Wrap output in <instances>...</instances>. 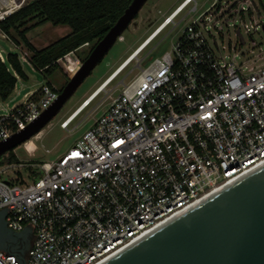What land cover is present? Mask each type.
<instances>
[{"label": "built area", "instance_id": "2783aa9c", "mask_svg": "<svg viewBox=\"0 0 264 264\" xmlns=\"http://www.w3.org/2000/svg\"><path fill=\"white\" fill-rule=\"evenodd\" d=\"M257 1L213 0L186 23L169 52L120 84L90 128L55 160L0 166L5 225L13 233L31 231L28 250L20 253L21 239L7 241L15 254L0 251V264H102L264 164V62L255 67L252 58L244 64L224 61V47L208 31L214 19L238 16L234 32L244 44L243 30L264 29V4ZM188 7L187 16L198 5L183 0L100 87L169 26L174 30ZM0 39L9 38L0 30ZM19 59L33 69L26 52ZM33 94L0 116V142L25 129L59 95L47 85L38 101ZM87 103L60 128L67 130ZM24 150L35 152L25 144Z\"/></svg>", "mask_w": 264, "mask_h": 264}, {"label": "rangeland", "instance_id": "374dc122", "mask_svg": "<svg viewBox=\"0 0 264 264\" xmlns=\"http://www.w3.org/2000/svg\"><path fill=\"white\" fill-rule=\"evenodd\" d=\"M32 0H26L15 11L8 13L0 7V17H7L18 11L25 3ZM183 0H147L130 25L123 31L121 37L123 40H117L102 61L92 70L89 76L79 85L73 95L66 101L59 113L41 130L40 133L33 136L29 141L33 144L35 152L28 155L24 150V145H20L13 150L16 158L23 163L44 162L55 160L58 156L72 148L76 141L90 128L94 119L98 118L104 109L110 104L121 90V83L129 82L138 72L139 67H145L154 58L161 57L164 53L171 50V46L177 41L181 31L186 23L205 13L210 8L213 0H195L198 8L195 13L187 16L190 7L183 11L175 20L178 26L172 29L169 26L164 30L131 64L114 80L112 79L103 91L95 95L85 109L82 108L74 117L75 120L69 125L67 130L60 128V123L73 114L83 105L100 86L107 80L114 70L124 62L130 54L141 44V42L168 16ZM257 4L258 1L254 0ZM264 4V0H262ZM245 9L246 6H243ZM4 14V15H3ZM185 17L184 21H181ZM209 16H207V19ZM261 18V21H263ZM246 24L250 22L245 17ZM238 16H225L223 19L217 18L210 22L208 31L217 40L218 47H224V61H233L236 64L246 63L248 59L255 62L253 66L260 67L264 62V29L259 27L256 31L249 28V33L243 30L244 44H240L235 36L234 27H239ZM70 33L66 26L53 27L50 24H44L27 33L26 37L37 49H42L55 41L64 38ZM16 35L12 33L8 40L0 39V51L3 57L8 54H17L21 56L24 51L21 47L14 45ZM89 45H84L76 52L66 55L59 60L58 68L47 78L23 64V70L28 77L27 81H18L11 97L6 102L0 101V116L7 115L10 110L19 104L24 95L36 93L38 97H32L36 102L40 99L42 87L50 83V88L55 91H61L67 84L71 76L78 70L90 51ZM21 50V51H20ZM252 68V67H250ZM249 67L243 68L249 71ZM34 95V94H33ZM86 105V106H87ZM84 109V110H83ZM26 149V147H25ZM46 151H49L47 154ZM0 156V166L7 164L8 154ZM23 172L22 177L26 178ZM25 175V176H24Z\"/></svg>", "mask_w": 264, "mask_h": 264}, {"label": "water", "instance_id": "95a60500", "mask_svg": "<svg viewBox=\"0 0 264 264\" xmlns=\"http://www.w3.org/2000/svg\"><path fill=\"white\" fill-rule=\"evenodd\" d=\"M147 0H133L91 50L56 101L25 129L0 142V156L24 145L59 113L135 19ZM237 35L242 41L241 36ZM0 211V251L15 254L7 241L30 239L13 233ZM27 250L20 249L24 254ZM102 264H264V164L173 218Z\"/></svg>", "mask_w": 264, "mask_h": 264}, {"label": "trees", "instance_id": "16d2710c", "mask_svg": "<svg viewBox=\"0 0 264 264\" xmlns=\"http://www.w3.org/2000/svg\"><path fill=\"white\" fill-rule=\"evenodd\" d=\"M133 0H32L25 3L18 11L0 21V30L11 37L16 35L14 45L21 47L28 54V61L35 71L44 78L49 77L57 68L58 61L66 55L76 52L84 45L90 51L101 41L114 26ZM137 16L135 17V19ZM53 27L66 26L70 33L45 48L37 49L27 39L29 31L44 24ZM88 53V55H89ZM27 81L23 64L17 54H8L0 59V101L6 102L13 94L16 84ZM70 80V79H69ZM68 80V81H69ZM47 86L50 83L47 82ZM40 96H41V92ZM59 94L60 91H57ZM38 97L34 93V97ZM15 129L14 126H12ZM7 163H18L10 151ZM38 173H33V176Z\"/></svg>", "mask_w": 264, "mask_h": 264}, {"label": "bare ground", "instance_id": "6f19581e", "mask_svg": "<svg viewBox=\"0 0 264 264\" xmlns=\"http://www.w3.org/2000/svg\"><path fill=\"white\" fill-rule=\"evenodd\" d=\"M26 0H0V7H2V8H4L6 11H8V13H11V12H13V11H15L16 9H18L19 8V6H21V4L23 3V2H25ZM4 15V14H3ZM142 44V43H141ZM141 44L130 54V56L141 46ZM143 49V48H142ZM142 50H139V51H137L134 55H133V57L134 58H136L137 56H138V54L141 52ZM129 56V57H130ZM128 57V58H129ZM127 58V59H128ZM126 59V60H127ZM125 60V61H126ZM124 61V62H125ZM132 61V58L128 61V63H130ZM124 62H122V63H124ZM121 63V64H122ZM127 63V64H128ZM120 64V65H121ZM120 65L118 66V67H120ZM117 67V68H118ZM117 68L114 70V72L117 70ZM113 72V73H114ZM112 73V74H113ZM111 74V75H112ZM116 76H114L112 79H114ZM111 79V80H112ZM111 80H109L107 83H105L104 84V86H102V87H100V89L98 88L87 100H88V102L95 96V95H97L100 91L102 92V90L105 88V86L111 81ZM106 81V80H105ZM104 81V82H105ZM103 82V83H104ZM102 83V84H103ZM101 84V85H102ZM100 92V93H101ZM87 100H85V101H87ZM88 104V103H87ZM86 104V105H87ZM83 108V107H82ZM79 109V108H78ZM77 109V110H78ZM76 110V111H77ZM75 111V112H76ZM74 112V113H75ZM79 112V111H78ZM77 114V113H76ZM72 115V114H71ZM76 116V115H75ZM74 116V117H75ZM25 147H26V150L28 151V152H32V151H34V146H33V144L30 142V141H28V142H26L25 143ZM222 189V188H221ZM221 189H219V190H216V191H214V192H212L211 194H209V195H207V196H205L204 198H202L201 200H199V201H197L194 205H192L191 207H189L188 209H190V208H192L193 206H195V205H197L198 203H200V202H202L203 200H205V199H207L208 197H210L211 195H213V194H215L216 192H218V191H220ZM188 209H186V210H184V212L185 211H187ZM183 213V212H182ZM182 213H180V214H182ZM180 214H177L176 216H174V217H171L170 219H168V220H166V221H164L163 223H161V224H159L157 227H155L154 229H152L149 233H151V232H153V231H155L156 229H158L159 227H161L162 225H164L165 223H167V222H169L170 220H172L173 218H175V217H177L178 215H180ZM149 233H147V234H145L144 236H146V235H148ZM143 236V237H144ZM140 239H142V237L140 238ZM139 239V240H140ZM138 241V240H137ZM137 241H134L133 242V244L134 243H136ZM132 245V244H131Z\"/></svg>", "mask_w": 264, "mask_h": 264}, {"label": "flooded vegetation", "instance_id": "af4514ba", "mask_svg": "<svg viewBox=\"0 0 264 264\" xmlns=\"http://www.w3.org/2000/svg\"><path fill=\"white\" fill-rule=\"evenodd\" d=\"M21 242H22L21 248L23 250H28V248L30 247V244H31V240L23 238V239H21Z\"/></svg>", "mask_w": 264, "mask_h": 264}, {"label": "crops", "instance_id": "0c3cea01", "mask_svg": "<svg viewBox=\"0 0 264 264\" xmlns=\"http://www.w3.org/2000/svg\"><path fill=\"white\" fill-rule=\"evenodd\" d=\"M30 94H33V93H29L28 95H30ZM26 96V95H25Z\"/></svg>", "mask_w": 264, "mask_h": 264}]
</instances>
